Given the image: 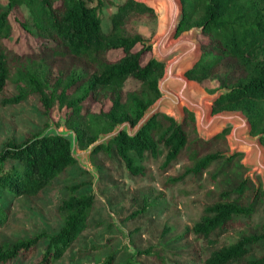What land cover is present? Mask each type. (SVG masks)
Listing matches in <instances>:
<instances>
[{
  "label": "trees",
  "instance_id": "trees-1",
  "mask_svg": "<svg viewBox=\"0 0 264 264\" xmlns=\"http://www.w3.org/2000/svg\"><path fill=\"white\" fill-rule=\"evenodd\" d=\"M11 9L25 6L29 11L28 24L34 34L46 43L51 55L69 58L93 66L83 80V75H69L64 81L57 79L54 90L49 91L47 82L32 77L27 90L17 88V93L8 94L10 77V55L3 39L10 36L9 9L0 6V104L2 106L23 103L33 93L38 94L44 114L49 115L54 101L65 106L69 113L65 123L78 136L81 149L91 144L100 133L111 131L118 123L129 121L135 124L144 110L158 97L157 81L163 74V64L151 56L143 62L150 51L142 43L138 32L126 31V24L132 17L142 16L155 20L152 9L134 0H125L115 5L109 15L110 30L101 27L100 11L104 5L97 0L95 5L87 0H8ZM183 19L178 33L193 26H203L200 36L202 56L187 73L190 79L200 83L211 78L218 70L234 63L239 75H225L220 87L230 91L214 104L213 112L241 110L249 119L253 134H264V0H181ZM114 6L113 3L110 4ZM25 23V22H24ZM140 44L141 48L136 49ZM120 50L121 54L110 59V51ZM133 78L140 82L141 89L130 93L126 102L121 99L125 81ZM45 82V83H44ZM110 93L111 105L107 111L98 114L87 109L82 112L81 103L91 98L101 101ZM100 124L99 127L95 126ZM195 131L194 116L185 110V120L178 125L165 114L156 115L139 133L129 137L122 132L108 146H99L92 156L114 148L127 171L137 176L143 174L136 165L134 155L142 158L147 152L151 156L165 154L164 166L176 161L187 147L189 137L187 125ZM216 139H224V132ZM40 133L17 142L13 139L0 149V197L10 195L11 199L25 196L36 197L53 185L54 179L72 165L77 164L71 156L69 142L60 136H45L36 139ZM214 140L202 142L210 147ZM264 145V137L261 139ZM225 158L220 152H192L189 159L193 164L177 177L188 174L198 175L212 162ZM176 179H174L175 181ZM79 185L67 187V196L57 207L61 226L54 234L41 232L32 238H22L12 244L0 243V264H52L59 260L77 237L88 226V219L94 202L93 194H78ZM250 180L243 179L234 189L241 196L250 189ZM231 191H223L220 198L205 208L204 215L185 234L193 232L211 247L203 264H264V255L249 258L250 247L264 239L261 235H243L234 243L221 244L222 236L234 232L241 225L238 217H249L253 206L242 205L230 198ZM264 196L260 187L255 198ZM10 199V202H11ZM8 204V203H6ZM4 207L0 210V224L4 222ZM44 241V248L38 247ZM142 253L150 254L147 249ZM115 253H110L101 264H113Z\"/></svg>",
  "mask_w": 264,
  "mask_h": 264
},
{
  "label": "rangeland",
  "instance_id": "rangeland-1",
  "mask_svg": "<svg viewBox=\"0 0 264 264\" xmlns=\"http://www.w3.org/2000/svg\"><path fill=\"white\" fill-rule=\"evenodd\" d=\"M87 1L92 5L97 3V0ZM102 1L101 27L104 32H108L109 15L115 10L116 4L125 0ZM0 6L9 9L11 27L10 36L3 39L10 55L8 94L17 93L18 87L27 90V82L32 77H39L42 81L49 77L47 88L53 91L57 79L65 81L70 74L75 73L76 76L83 75L85 80L87 74L94 69L93 66L76 60L51 55L46 43L34 34L33 28L28 24L29 11L25 6L11 9L8 0H0ZM157 22V16L155 20L135 16L126 24V31L138 32L143 41H147L156 33ZM198 40L203 42L205 38L198 35ZM139 48L140 44L136 46V49ZM120 54V50H114L108 53V57L115 59ZM149 56H152L151 49L144 55L143 62ZM239 74L240 70L236 65L230 63L220 68L211 78L199 83L210 94L220 88H228L220 87L225 75ZM140 89V82L128 78L121 91L122 101L126 102L130 93H136ZM110 105L111 97L108 93L99 102L86 99L81 103V108L82 112L88 109L90 113L98 114L100 111H107ZM68 113L65 106L54 101L46 116L36 93L21 104H0V149L9 139L20 142L32 133H41L50 124L60 127ZM95 126L99 127L100 124L95 122ZM262 126L264 127V121ZM230 127L228 124L226 129L229 130L224 132V139L214 140L216 135L208 140L214 141L207 147L202 142L192 143L194 139L200 138L196 127L194 131L188 124L186 130L189 142L181 156L165 167V152L156 157L147 152L142 158L134 155L136 165L144 170L143 174L137 176L127 171L114 148L91 155V162L99 173L95 191L93 176L77 163L59 174L53 185L36 197H0V210L4 207L5 215L4 222L0 224V243L12 244L18 239L32 238L41 232L56 233L61 226L57 207L67 196V187L72 185H79L76 189L78 194L94 196L88 226L63 256L52 264H101L113 252V264H203L212 249L193 232L185 234L186 228L197 222L204 215L205 208L218 200L223 191H231L230 198L242 205L251 204L253 212L249 217H238L237 221L241 225L234 232L224 234L221 244H232L243 235L263 234L264 196L255 198V192L262 188V181L259 174L256 175V182L249 176L246 177L248 169L242 164L243 153L233 155L234 158L229 163L225 158L218 159L198 175L188 174L177 179L193 164L189 159L192 152H229L226 136ZM243 179L250 180L251 188L239 196L234 189ZM38 247L43 249L44 241L39 242ZM147 249L150 254L142 253ZM263 255L264 239L250 247L249 258ZM12 264L21 263L16 261Z\"/></svg>",
  "mask_w": 264,
  "mask_h": 264
},
{
  "label": "water",
  "instance_id": "water-1",
  "mask_svg": "<svg viewBox=\"0 0 264 264\" xmlns=\"http://www.w3.org/2000/svg\"><path fill=\"white\" fill-rule=\"evenodd\" d=\"M152 9L158 18L157 31L150 40L142 41L145 48H150L151 58L163 64V74L158 78L159 97L143 112L139 120L118 123L106 133H100L96 140L86 148L78 146L77 133L66 126L50 124L36 139L45 136H60L69 142L71 156L79 166L93 176V188L99 180V173L91 162L92 153L101 145L109 142L122 132L134 137L158 114H165L181 125L185 120V110L194 115L195 127L200 139L210 140L231 125L226 136L230 151L223 154L231 158L236 153H243V165L248 169L246 177L256 182L259 174L264 192V145L263 133L253 134L248 117L241 110H221L213 112V104L230 89L220 88L208 94L200 83L190 79L187 73L197 64L202 56L201 42L198 35L203 26H193L178 33L183 19L181 0H134Z\"/></svg>",
  "mask_w": 264,
  "mask_h": 264
}]
</instances>
